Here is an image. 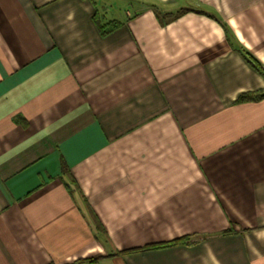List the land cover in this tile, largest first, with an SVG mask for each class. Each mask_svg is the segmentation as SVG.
Masks as SVG:
<instances>
[{
  "label": "crops",
  "instance_id": "0c3cea01",
  "mask_svg": "<svg viewBox=\"0 0 264 264\" xmlns=\"http://www.w3.org/2000/svg\"><path fill=\"white\" fill-rule=\"evenodd\" d=\"M242 49L264 0H0V264H264Z\"/></svg>",
  "mask_w": 264,
  "mask_h": 264
},
{
  "label": "trees",
  "instance_id": "16d2710c",
  "mask_svg": "<svg viewBox=\"0 0 264 264\" xmlns=\"http://www.w3.org/2000/svg\"><path fill=\"white\" fill-rule=\"evenodd\" d=\"M103 33H107L109 32L111 29L114 28V26H101ZM244 55L246 56V58L258 69L260 70L263 74H264V64L262 62H260V60H258L251 52L242 49ZM262 95H264L263 92H253V93H246L244 95H242L240 100H246V99H256V98H260L262 97ZM63 171L64 173L68 172L69 169L67 167V164L65 162H63ZM190 239V236H184L182 238L173 240L172 242L168 243H178V242H185L188 241ZM153 246V245H152ZM86 260H88L91 264H98V258L96 257H92V258H87ZM82 261V260H81Z\"/></svg>",
  "mask_w": 264,
  "mask_h": 264
}]
</instances>
